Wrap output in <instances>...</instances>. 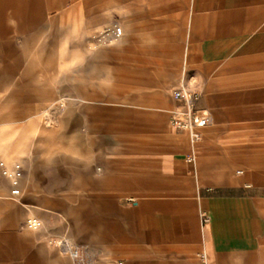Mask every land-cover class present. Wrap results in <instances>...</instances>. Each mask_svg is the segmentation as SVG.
Instances as JSON below:
<instances>
[{
	"label": "crops",
	"instance_id": "0c3cea01",
	"mask_svg": "<svg viewBox=\"0 0 264 264\" xmlns=\"http://www.w3.org/2000/svg\"><path fill=\"white\" fill-rule=\"evenodd\" d=\"M72 1L96 36L123 33L91 59L64 52L54 126L24 124L38 72L16 74L9 97L0 72V161L23 168L17 197L0 172V264H264V0ZM65 3L0 0L5 34H37ZM182 85L209 118L194 143L170 125Z\"/></svg>",
	"mask_w": 264,
	"mask_h": 264
},
{
	"label": "rangeland",
	"instance_id": "374dc122",
	"mask_svg": "<svg viewBox=\"0 0 264 264\" xmlns=\"http://www.w3.org/2000/svg\"><path fill=\"white\" fill-rule=\"evenodd\" d=\"M81 8V7H80ZM78 5L72 0H66V3L60 7L49 10L45 19L42 21V28L37 34L32 36H21L15 34H5V24L7 27L6 32L10 31V28L14 27L15 21L12 19L11 8L7 7V20L0 21V60L6 61L8 65L15 63L16 61L25 63L30 60H37L40 65L38 68H15L8 67L0 68V72L4 73L7 78V92L8 97L14 91L15 87V76L16 74L20 77L21 71L33 70L38 73L35 74L32 80H27V87H38L39 97L43 98L40 100V109L33 118H25V123H34L47 127L49 119H53L50 126L56 124V120L61 119V108H64L65 102L62 98L63 88V72L62 61L64 52L67 55V59L71 60H84L91 59L94 53V49L101 46L103 43H99L95 39V27L90 23V19L86 18L85 9L77 10ZM65 12V14H64ZM111 11L104 12V15H114V19L111 22H117L116 16L120 15L119 10L110 13ZM4 15V14H1ZM68 15L70 18L64 20L61 16ZM107 21L104 20V24ZM99 28V27H98ZM81 42L86 51L77 52L69 51V47L72 44ZM118 42V41H117ZM115 42V43H117ZM103 46V45H102ZM65 50V51H64ZM49 61V64L47 62ZM25 82V79L23 80ZM25 86V83H24ZM48 94H53V99H46ZM61 108H60V107ZM7 122H14V119H7ZM25 135H29V143L31 136L35 135L36 132H25ZM33 139V138H32ZM12 140H14L12 138ZM34 218V217H30Z\"/></svg>",
	"mask_w": 264,
	"mask_h": 264
},
{
	"label": "built area",
	"instance_id": "2783aa9c",
	"mask_svg": "<svg viewBox=\"0 0 264 264\" xmlns=\"http://www.w3.org/2000/svg\"><path fill=\"white\" fill-rule=\"evenodd\" d=\"M122 27L114 24L101 31L95 39L99 43L111 44L117 42L122 36ZM172 97L176 102V107L172 109L170 114V125L178 130L188 133L192 143L200 140L201 130L208 125L209 118L201 113L196 103L200 97V92L192 91L184 85L176 87L172 91ZM194 156L191 155L190 160ZM0 172L7 177L11 183V195L17 197L21 194V180L23 177L22 165L18 162L9 166L4 161H0ZM27 225L30 228L40 227V222L36 218L27 219Z\"/></svg>",
	"mask_w": 264,
	"mask_h": 264
},
{
	"label": "bare ground",
	"instance_id": "6f19581e",
	"mask_svg": "<svg viewBox=\"0 0 264 264\" xmlns=\"http://www.w3.org/2000/svg\"><path fill=\"white\" fill-rule=\"evenodd\" d=\"M59 107H60V106H59ZM60 108H61V107H60ZM49 120H50V121H49L48 123H51L52 121H54V120H53V119H51V118H50ZM69 247H70V246H69Z\"/></svg>",
	"mask_w": 264,
	"mask_h": 264
}]
</instances>
